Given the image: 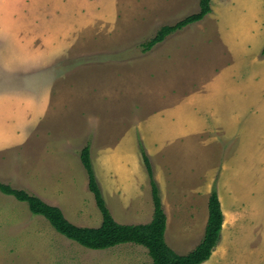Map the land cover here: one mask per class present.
<instances>
[{
  "label": "rangeland",
  "instance_id": "rangeland-1",
  "mask_svg": "<svg viewBox=\"0 0 264 264\" xmlns=\"http://www.w3.org/2000/svg\"><path fill=\"white\" fill-rule=\"evenodd\" d=\"M215 7L214 4L210 13L217 17L219 10ZM262 20L263 26L252 35L242 28L229 31L226 28L228 26H220L221 34L230 40L228 57L231 62L225 75L227 81L221 86L220 94L208 97L207 91L199 89L195 92L196 103L199 105L192 108L188 105L191 102L182 103L177 109V120H171L169 110L161 115L152 113L142 123V154L147 155L146 151L150 154V158L148 155L147 157L153 171L152 178L158 187L166 216L164 240L178 255L188 254L201 242L208 218V198L212 190L219 192L221 179L222 203L225 210L229 207V213L225 217L223 215L219 241L206 264H264V112L255 114L253 109L261 101L256 97L259 85H264V15ZM229 21L227 15L224 23L228 24ZM148 39L146 36L143 41ZM248 40H251L250 43L243 46L242 43ZM138 45L139 43H130L120 49V52L125 50L126 54L130 52V56H136ZM122 56L119 57L121 62L127 60ZM92 61L105 63L113 60L105 55H96L74 64L82 63L83 74L87 75L91 67L86 64ZM136 63H142V60ZM192 63L196 69L203 65L200 59ZM148 66L147 62V70L150 69ZM257 73L260 81L252 79ZM74 76L70 72L69 77ZM47 77L56 81V86L62 80L66 81L61 80V71ZM118 78L122 80L123 76ZM141 78L138 83H141ZM42 80V75L38 74L33 78L34 82ZM69 81L70 78H67L66 82ZM18 83L23 88L16 86ZM87 85L89 87V82ZM104 86L107 87L106 84ZM131 87L135 88V85L130 84L129 91L117 98L113 91L106 90L103 92L110 94L109 97H102V92L91 93L89 89L79 92L83 97H78L74 87L72 91H63L65 102L58 108L57 115L64 117V120L52 123L49 117L48 125L40 128L51 133L50 140L43 137L39 140L48 142L50 146L47 156L36 157V161L40 160V166L48 155L54 158L57 152L63 150V145L68 144L63 140L65 138L71 139L78 150L84 148V139L78 140V143L76 140L72 141L78 135L70 128L76 111L82 113L83 119L96 121L89 124H96L98 138L100 134L107 132L103 130L113 122H126L128 125L130 105L123 104ZM27 88L28 84L23 76L0 73V94L4 97L11 98L10 93L15 89H23L22 93L25 94ZM224 88L228 89V93L221 99L226 101L220 102ZM56 93L55 89L54 94ZM260 96L264 98V88L260 89ZM85 120L77 123L78 126H89ZM188 126L194 130L190 129L188 133L178 136ZM134 130L136 132V128ZM65 152L60 156L67 161L68 174L58 175L56 160L54 169L57 176L54 179L60 185L48 189L51 191L49 195L43 194L42 190L37 191L39 198L51 200L52 205L58 207L71 224L97 228L102 218L93 195L85 188L87 176L79 153L72 156V152L67 149ZM128 161L131 163L128 170L120 169L122 178L128 186L131 180L140 181L138 185L141 192L134 195L135 189L130 187V202H124L122 199L126 198L110 193L113 181L103 178L106 177L105 173L100 172L101 169L94 164L98 175L96 181L98 180L97 184L99 182L98 187L105 205L116 223L148 224L153 214L150 179L141 161L137 163L131 154ZM26 163L27 161L20 163L24 170L21 171L19 182L7 181L2 177L0 181L12 188L26 189L30 193L32 189L35 190L36 184L41 188V173L36 172L32 184L27 181L29 172L25 168ZM70 175L74 177V182L70 181L72 185L69 182L65 185L64 178ZM26 184L30 189L26 188ZM46 189L44 187L43 191H47ZM0 264H151V259L143 247L133 244L104 251L87 250L56 233L44 218L32 216L26 203L0 193Z\"/></svg>",
  "mask_w": 264,
  "mask_h": 264
},
{
  "label": "crops",
  "instance_id": "crops-1",
  "mask_svg": "<svg viewBox=\"0 0 264 264\" xmlns=\"http://www.w3.org/2000/svg\"><path fill=\"white\" fill-rule=\"evenodd\" d=\"M214 4L219 10L217 17L210 13L200 22L169 35L145 55L130 56V52L126 54L125 50L120 52V49L130 43H143V39L152 37L158 28L173 25L197 13L199 0H0V73L23 76L28 84L25 94L22 93L23 89H15L10 93L11 98L0 94V177L19 182L24 170L20 163L27 161V181L32 184L36 172L41 173L42 179V187L35 183L36 191L32 189V193L40 197L37 191L42 190L43 194L49 195L51 191L48 189L60 185L54 179L57 176L54 169L56 160L58 175L68 174L67 161L61 159L60 154L66 153V149L72 152V156L80 152L71 139L65 138L63 140L68 144L63 145V150L57 152L54 158L48 155L41 166L40 160L36 161L37 156H47L50 151L49 143L39 140L41 137L50 140L51 133L40 128L48 125L49 117L52 123L64 120V117L57 115L58 108L65 102L63 91H72L74 87L78 97H83L79 92L88 89L91 93L102 92V97H109L110 94L103 92L106 90L113 91L117 98L129 91L131 84L135 88H130V99L128 95L123 104L130 105L128 125L126 122H113L103 130L107 132L98 138L96 124H89L96 121L85 120L82 113L76 111L70 128L78 134L72 141L78 143V140L84 139L96 179L98 175L94 164L101 169L100 172L105 173L106 177L103 178L113 181L109 189L112 195L130 202V187L135 189L134 195H139L140 181L131 180L128 186L120 169L128 170L130 154L137 163H143L142 123L152 113L161 115L169 110L171 120H177V109L182 103L189 101L191 103L188 105L192 108L199 105L195 93L199 89L207 91L208 97L220 92L227 81L225 75L231 63L228 57L230 40L221 34L220 26H228L229 31L242 28L245 32L250 31L249 35L263 26L264 0H211V11ZM227 15L230 21L225 24ZM250 41L243 42V46ZM124 53L126 55L122 56ZM96 55H105L113 61L86 64L91 67L87 75L83 74L82 63V66L80 63L74 64ZM120 56L127 60L124 59L122 63ZM196 59L203 64L197 69L192 63ZM141 60L142 63H136ZM147 62L149 70L145 67ZM59 71L63 74L61 80L70 78L69 83L62 80L56 86V81L47 77ZM70 72L75 76L69 77ZM37 74L42 75L41 82L33 81ZM120 75L123 76L122 80L118 78ZM140 77L142 80L138 83ZM259 78V73L252 77L255 81H260ZM16 86L21 85L18 83ZM259 86L260 89L264 88V85ZM224 89L220 102L226 101L221 99L228 93V89ZM260 89L256 97L261 101L253 107L255 114L264 112V98L260 96ZM83 120L89 126H78L77 123H83ZM190 129L191 126H188L178 136L188 133ZM146 154L150 158L148 151ZM64 180L65 185L68 182L72 185L70 181L74 182V177L70 175ZM44 187H47V191H43ZM26 188L30 189V186L26 184ZM222 189L220 179L217 194L225 217L229 207L228 210L224 209ZM43 200L53 206L51 200Z\"/></svg>",
  "mask_w": 264,
  "mask_h": 264
},
{
  "label": "trees",
  "instance_id": "trees-1",
  "mask_svg": "<svg viewBox=\"0 0 264 264\" xmlns=\"http://www.w3.org/2000/svg\"><path fill=\"white\" fill-rule=\"evenodd\" d=\"M211 0H199L197 13L185 17L173 25L162 26L148 40L137 46L136 56L149 52L156 44L169 35L188 25L200 22L211 12ZM80 162L86 172L87 189L93 195L102 221L97 228L78 227L63 216L61 210L42 201L26 189L12 188L0 181V193L26 203L32 216L44 218L56 233L79 246L92 251H104L120 245L133 244L143 247L151 259V264H203L208 261L220 238L223 214L215 190L208 198V218L201 242L186 255H178L165 242L166 216L162 208L158 187L152 178V168L148 157L142 154L143 163L150 179L153 203L152 220L148 224L121 225L114 221L107 209L92 169L87 146L79 152Z\"/></svg>",
  "mask_w": 264,
  "mask_h": 264
}]
</instances>
